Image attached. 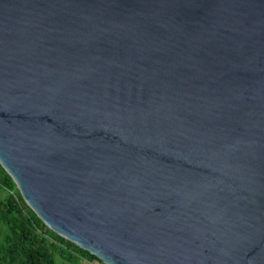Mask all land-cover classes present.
<instances>
[{
    "label": "water",
    "instance_id": "95a60500",
    "mask_svg": "<svg viewBox=\"0 0 264 264\" xmlns=\"http://www.w3.org/2000/svg\"><path fill=\"white\" fill-rule=\"evenodd\" d=\"M0 163L104 264H264V0H0Z\"/></svg>",
    "mask_w": 264,
    "mask_h": 264
},
{
    "label": "trees",
    "instance_id": "16d2710c",
    "mask_svg": "<svg viewBox=\"0 0 264 264\" xmlns=\"http://www.w3.org/2000/svg\"><path fill=\"white\" fill-rule=\"evenodd\" d=\"M93 258L41 220L0 163V264H81Z\"/></svg>",
    "mask_w": 264,
    "mask_h": 264
},
{
    "label": "rangeland",
    "instance_id": "374dc122",
    "mask_svg": "<svg viewBox=\"0 0 264 264\" xmlns=\"http://www.w3.org/2000/svg\"><path fill=\"white\" fill-rule=\"evenodd\" d=\"M58 260L63 261L60 256H58ZM81 264H103V263L98 259L93 258L90 261H83Z\"/></svg>",
    "mask_w": 264,
    "mask_h": 264
}]
</instances>
